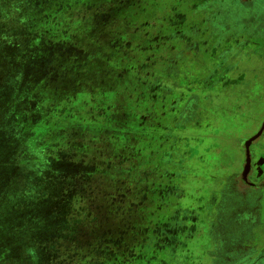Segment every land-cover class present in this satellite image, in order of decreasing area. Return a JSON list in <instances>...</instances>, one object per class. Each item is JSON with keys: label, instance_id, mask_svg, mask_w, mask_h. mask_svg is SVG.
Masks as SVG:
<instances>
[{"label": "rangeland", "instance_id": "obj_1", "mask_svg": "<svg viewBox=\"0 0 264 264\" xmlns=\"http://www.w3.org/2000/svg\"><path fill=\"white\" fill-rule=\"evenodd\" d=\"M263 122L264 0H0V264H254Z\"/></svg>", "mask_w": 264, "mask_h": 264}, {"label": "flooded vegetation", "instance_id": "obj_2", "mask_svg": "<svg viewBox=\"0 0 264 264\" xmlns=\"http://www.w3.org/2000/svg\"><path fill=\"white\" fill-rule=\"evenodd\" d=\"M247 159L248 157L244 148V158L240 171L228 175L226 187L228 188V190H230L231 193H236L233 183L235 177H237V182L244 191L240 192L246 196L245 201L249 205L256 204V206H259L260 208L264 206V132L262 136L250 147L249 165L246 163ZM246 166H248L247 170ZM250 216H252V219L254 220L256 217V212L251 211Z\"/></svg>", "mask_w": 264, "mask_h": 264}, {"label": "crops", "instance_id": "obj_3", "mask_svg": "<svg viewBox=\"0 0 264 264\" xmlns=\"http://www.w3.org/2000/svg\"><path fill=\"white\" fill-rule=\"evenodd\" d=\"M263 218H264V216H263ZM257 219H258V215L255 217V219L253 220L252 219V216H249V217H247V220H251V224H252V226H254V221H255V225L257 224ZM253 228V227H252ZM258 230H259V234H260V229L258 228ZM252 233H250L249 234V236L251 235ZM258 234V235H259ZM249 238V237H248ZM254 238H256V237H254ZM263 244V248H262V250H259V252H257V250L254 252V251H252V245L249 243H247V246H242L241 248H239L238 249V251L240 252V253H244L245 255L244 256H246V257H249L250 256V254H249V252H252V253H254V254H256L255 255V257H254V260H253V263L254 264H264V242L262 243ZM263 254V255H262ZM246 261V260H245ZM245 263V262H244ZM231 264H233V263H231ZM246 264H249L248 262L246 263Z\"/></svg>", "mask_w": 264, "mask_h": 264}, {"label": "water", "instance_id": "obj_4", "mask_svg": "<svg viewBox=\"0 0 264 264\" xmlns=\"http://www.w3.org/2000/svg\"><path fill=\"white\" fill-rule=\"evenodd\" d=\"M264 132V122L262 123L259 131L254 135L252 136L251 138H249L245 143H244V148L246 150V155L248 157L246 163L249 165L250 163V160H249V155H250V147L252 146V144L254 142H256L263 134ZM248 166H246V170H247Z\"/></svg>", "mask_w": 264, "mask_h": 264}]
</instances>
